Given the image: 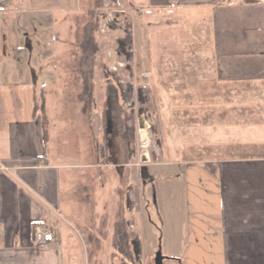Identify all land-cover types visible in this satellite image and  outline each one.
Wrapping results in <instances>:
<instances>
[{
	"label": "rangeland",
	"instance_id": "obj_1",
	"mask_svg": "<svg viewBox=\"0 0 264 264\" xmlns=\"http://www.w3.org/2000/svg\"><path fill=\"white\" fill-rule=\"evenodd\" d=\"M153 3L162 6L159 1ZM87 6L82 0L77 10L25 13L13 23L6 16V33L0 32V41L6 46L0 48L1 81L13 79L15 83L21 76L29 84L18 90L17 96L6 99L23 111L32 106L37 109L46 147L54 155L51 159L59 164L86 162V119L99 158L108 162L98 174L93 168L90 176L88 169L79 166L62 169V189L82 188L86 180L98 188L93 193L97 207L82 198L61 210L72 223L66 227L59 219L56 222L63 264H154L159 245L165 256L163 264H182L187 243L185 168L212 154L228 152V146L208 144L209 139L198 137L197 98L182 93L199 88L202 66L197 63L208 60V50L204 52L189 39L194 33L187 35L196 23L183 20L176 12L177 22L166 21L171 20V10L141 13L120 9L113 0ZM89 17L97 19L99 51L91 113L84 114L77 97L82 86L76 63ZM12 24L24 27L19 26L14 35L9 31ZM27 40L30 47H26ZM16 43L25 49H15ZM101 63L117 75L115 84L126 93L120 100L124 136L110 133L108 141L100 107L105 97ZM204 77L203 88L211 87L210 79L206 80L210 76L206 73ZM100 171L106 172L104 176ZM81 188L79 196L84 197L89 191ZM114 222L118 227L121 223L128 236L129 257L113 255Z\"/></svg>",
	"mask_w": 264,
	"mask_h": 264
},
{
	"label": "crops",
	"instance_id": "obj_2",
	"mask_svg": "<svg viewBox=\"0 0 264 264\" xmlns=\"http://www.w3.org/2000/svg\"><path fill=\"white\" fill-rule=\"evenodd\" d=\"M81 1L0 0V32L6 33V16L13 23L25 13L77 10ZM83 1L94 6L98 0ZM113 1L120 9L141 13L171 10L167 22H177V13L196 23L187 35L194 33L189 39L204 52L208 50V60L197 63L202 66L199 88L182 93L197 98L198 137L209 139L208 144L228 146V152L212 154L185 168L187 243L182 264H264V0H143L142 5L136 0ZM156 1L162 6L155 5ZM19 26L24 27L12 24L9 31L17 32ZM0 43V48L6 47ZM30 45L27 40L26 47ZM14 48L25 49L19 43ZM206 73L209 88H203ZM18 78L15 83L0 79V264H63L56 222L59 219L66 227L72 223L61 210L85 198L94 204L98 188L86 180L80 187L89 191L84 197L79 196L83 191L78 187L62 189V169L79 166L88 169L90 176L93 168L98 174L108 162L99 158L86 119V162L52 160L37 109L32 106L23 111L6 99L29 87L23 77ZM104 132L107 141L114 133L108 127ZM209 162L211 169L204 166ZM113 164L117 165L116 160ZM105 173L100 171L101 176ZM43 226L52 232L53 240L37 245L35 232ZM119 228L122 231L121 223L118 227L114 222L113 241Z\"/></svg>",
	"mask_w": 264,
	"mask_h": 264
},
{
	"label": "trees",
	"instance_id": "obj_3",
	"mask_svg": "<svg viewBox=\"0 0 264 264\" xmlns=\"http://www.w3.org/2000/svg\"><path fill=\"white\" fill-rule=\"evenodd\" d=\"M97 19L92 20L89 17V21L85 24L82 41L80 42V55L77 59L76 70L77 77L81 83L82 90L77 93V97L82 101L81 111L85 114L91 113L92 102L94 100V87L93 75L95 72V57L99 51L97 46V40L95 39V32L97 27ZM129 41L131 37H128ZM102 74L104 77V100L102 102V120L104 127L111 128L117 135L121 133L124 136V122L120 120L121 106L120 100L126 95L119 86L115 84L117 81V75L114 72L108 71L106 66L101 63ZM145 88H147L145 86ZM149 91V88H147ZM104 128V129H105ZM125 147L127 144L124 143ZM212 163H204V166L211 169ZM143 175V172H142ZM149 178V177H147ZM149 180H153L150 178ZM116 235V239L113 241L114 253L122 254L124 257H129L131 254L130 242L124 229Z\"/></svg>",
	"mask_w": 264,
	"mask_h": 264
},
{
	"label": "built area",
	"instance_id": "obj_4",
	"mask_svg": "<svg viewBox=\"0 0 264 264\" xmlns=\"http://www.w3.org/2000/svg\"><path fill=\"white\" fill-rule=\"evenodd\" d=\"M145 129L147 126H144ZM53 240V234L45 226L35 232L34 243L37 245H45Z\"/></svg>",
	"mask_w": 264,
	"mask_h": 264
},
{
	"label": "water",
	"instance_id": "obj_5",
	"mask_svg": "<svg viewBox=\"0 0 264 264\" xmlns=\"http://www.w3.org/2000/svg\"><path fill=\"white\" fill-rule=\"evenodd\" d=\"M165 256L161 254L160 245L158 246L157 251L154 254L153 263L154 264H163Z\"/></svg>",
	"mask_w": 264,
	"mask_h": 264
},
{
	"label": "flooded vegetation",
	"instance_id": "obj_6",
	"mask_svg": "<svg viewBox=\"0 0 264 264\" xmlns=\"http://www.w3.org/2000/svg\"><path fill=\"white\" fill-rule=\"evenodd\" d=\"M134 252V251H133Z\"/></svg>",
	"mask_w": 264,
	"mask_h": 264
}]
</instances>
